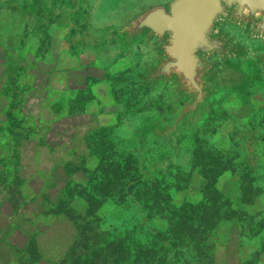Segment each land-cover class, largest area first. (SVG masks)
Here are the masks:
<instances>
[{"label":"rangeland","instance_id":"rangeland-1","mask_svg":"<svg viewBox=\"0 0 264 264\" xmlns=\"http://www.w3.org/2000/svg\"><path fill=\"white\" fill-rule=\"evenodd\" d=\"M61 23L0 4V264H264V134L239 141L215 98L166 133L191 98L142 78L156 40ZM219 27L264 71L262 38Z\"/></svg>","mask_w":264,"mask_h":264},{"label":"water","instance_id":"water-1","mask_svg":"<svg viewBox=\"0 0 264 264\" xmlns=\"http://www.w3.org/2000/svg\"><path fill=\"white\" fill-rule=\"evenodd\" d=\"M44 1L49 8L50 0ZM222 21L244 27L250 30V37L264 40V0H172L136 15L123 30L126 44L143 35L159 44L161 57L142 76L144 81L153 84L173 78L177 90L191 98L166 133L175 131L181 119L195 112L206 99L213 74L208 59L216 54L224 59L243 54L241 47L231 44L226 33L216 31Z\"/></svg>","mask_w":264,"mask_h":264},{"label":"crops","instance_id":"crops-1","mask_svg":"<svg viewBox=\"0 0 264 264\" xmlns=\"http://www.w3.org/2000/svg\"><path fill=\"white\" fill-rule=\"evenodd\" d=\"M171 1L50 0V6L47 10L55 6L59 8L62 22L61 30L64 36L71 35V31L88 30L87 34L72 33L74 37L79 38L82 36L97 37L104 36L109 30L112 33L111 36L117 32L120 40H122L124 37L123 30L136 15L155 6L167 5ZM43 2L46 4L44 0ZM224 22L228 21L220 23ZM248 32L250 34V30ZM239 47L243 50L242 55H232L224 59L216 54L208 59V62L212 64L211 71L213 74L209 78L205 104L213 98L218 101L221 107H224L223 103L236 102L234 111L222 116L221 121L231 124L233 127L231 132L239 137V141L247 142L248 147H250L256 143L259 134H264V71L257 67L255 57L248 56L243 46ZM244 61L255 65V76H252L244 68ZM223 134L224 136L229 135L225 132Z\"/></svg>","mask_w":264,"mask_h":264},{"label":"flooded vegetation","instance_id":"flooded-vegetation-1","mask_svg":"<svg viewBox=\"0 0 264 264\" xmlns=\"http://www.w3.org/2000/svg\"><path fill=\"white\" fill-rule=\"evenodd\" d=\"M219 23H220V22H219ZM220 24H221V23H220ZM220 24H219V25H220ZM219 25L217 26L218 29H216V31L219 30V29H221V28L219 27ZM221 30H222V29H221Z\"/></svg>","mask_w":264,"mask_h":264},{"label":"trees","instance_id":"trees-1","mask_svg":"<svg viewBox=\"0 0 264 264\" xmlns=\"http://www.w3.org/2000/svg\"><path fill=\"white\" fill-rule=\"evenodd\" d=\"M204 227V226H203ZM202 227V229L204 230V228Z\"/></svg>","mask_w":264,"mask_h":264}]
</instances>
